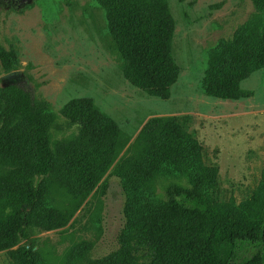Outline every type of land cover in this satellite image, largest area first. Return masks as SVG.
Here are the masks:
<instances>
[{
    "label": "trees",
    "instance_id": "trees-1",
    "mask_svg": "<svg viewBox=\"0 0 264 264\" xmlns=\"http://www.w3.org/2000/svg\"><path fill=\"white\" fill-rule=\"evenodd\" d=\"M96 1L125 77L146 95L168 99L181 72L169 0ZM251 1L264 11V0ZM19 67L15 49L0 40L1 72ZM260 69L264 28L241 26L210 51L201 90L220 99L249 97L242 82ZM60 113L63 122L50 102L16 81L0 84V251L19 245L10 250L15 264H50L36 249V234L65 226L129 144L91 97L69 100ZM127 151L114 169L128 197L119 248L92 258V244L82 242L60 264H264V171L246 200L218 202V168L176 117L150 118ZM59 188L74 209L53 202Z\"/></svg>",
    "mask_w": 264,
    "mask_h": 264
},
{
    "label": "rangeland",
    "instance_id": "rangeland-1",
    "mask_svg": "<svg viewBox=\"0 0 264 264\" xmlns=\"http://www.w3.org/2000/svg\"><path fill=\"white\" fill-rule=\"evenodd\" d=\"M175 18L173 55L181 72L171 96L146 95L125 77L122 59L108 32L104 10L96 0H0V40L14 48L23 76L16 83L51 103L60 113L71 99L91 97L129 137L128 146L95 191L73 212L68 223L39 230L36 249L50 264H60L82 242L92 244L90 257L119 248L126 225L127 192L114 172L144 124L152 117H176L204 148L207 164L218 168V202L240 204L259 185L264 171V69L242 82L249 97H211L201 90L209 54L222 39L244 25L264 28V11L251 0H169ZM0 70V84L3 83ZM56 134L62 138L70 134ZM158 191L164 194L163 186ZM60 207L74 209L66 189L53 194ZM0 264H15L10 250Z\"/></svg>",
    "mask_w": 264,
    "mask_h": 264
},
{
    "label": "water",
    "instance_id": "water-1",
    "mask_svg": "<svg viewBox=\"0 0 264 264\" xmlns=\"http://www.w3.org/2000/svg\"><path fill=\"white\" fill-rule=\"evenodd\" d=\"M28 2H31L32 0H27ZM23 76V71L22 70H14L9 73H6L2 76L3 82H12L19 80Z\"/></svg>",
    "mask_w": 264,
    "mask_h": 264
},
{
    "label": "flooded vegetation",
    "instance_id": "flooded-vegetation-1",
    "mask_svg": "<svg viewBox=\"0 0 264 264\" xmlns=\"http://www.w3.org/2000/svg\"><path fill=\"white\" fill-rule=\"evenodd\" d=\"M26 0H13L14 3L24 4Z\"/></svg>",
    "mask_w": 264,
    "mask_h": 264
}]
</instances>
